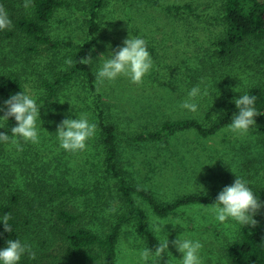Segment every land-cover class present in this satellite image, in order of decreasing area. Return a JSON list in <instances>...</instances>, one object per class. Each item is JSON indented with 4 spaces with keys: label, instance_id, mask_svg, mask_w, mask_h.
<instances>
[{
    "label": "rangeland",
    "instance_id": "rangeland-1",
    "mask_svg": "<svg viewBox=\"0 0 264 264\" xmlns=\"http://www.w3.org/2000/svg\"><path fill=\"white\" fill-rule=\"evenodd\" d=\"M63 1L66 4L55 11L48 24V42L30 44L25 36H17L5 40L0 49V75L18 73L25 93L37 102L51 97V86L70 71L80 46L89 39L91 0ZM3 3L10 17L32 10V3L25 9L24 0ZM172 5L191 7L178 16L166 9ZM222 13L223 0H108L91 51L95 73L104 59L99 58L101 54L123 46L129 35L147 41L154 67L141 85L121 77L102 86L95 83L96 92L84 76L76 74L53 100L41 105V119L37 120L40 143L20 139L22 150L11 143L1 149L0 205L19 195L20 240L31 244L36 253L35 259L25 255L20 264H48L59 257V228L66 229L58 220L60 209L79 214L81 222L99 234L108 232L127 211L118 180L105 172L97 105L105 121L115 124L121 137H128L157 130L166 121L197 118L211 125L243 89L264 83L263 47H244L234 59L219 57L215 43L225 30ZM30 46L36 47L35 51ZM69 59L71 65L65 63ZM197 84L208 90L207 96L196 100L198 111L180 108ZM80 114L95 123L97 131L86 151L73 154L59 147L57 126ZM119 145V165L128 181L150 189L161 202L220 192L233 184L236 175L247 180L253 190L264 188V141L257 128L243 136L223 129L203 138L191 130L176 134L166 144L136 145L120 140ZM135 199L148 214L149 227L151 218L159 216L140 196ZM109 208L116 210L108 212ZM159 218L184 226H164V234H156L160 240L167 235L171 242L185 232L203 244L200 254L204 264H233L227 248L243 227L235 221L219 222L208 205L199 204ZM143 248L149 246L138 222L126 223L118 245V264H144L139 256ZM168 252L169 264H179L182 254L171 243Z\"/></svg>",
    "mask_w": 264,
    "mask_h": 264
},
{
    "label": "trees",
    "instance_id": "trees-1",
    "mask_svg": "<svg viewBox=\"0 0 264 264\" xmlns=\"http://www.w3.org/2000/svg\"><path fill=\"white\" fill-rule=\"evenodd\" d=\"M3 2L4 0H0V5L4 6ZM31 3V11H20L18 15L10 17L13 22L11 30L0 31V49L5 40L17 36H25L30 44L38 45L49 41L47 37L48 24L55 11L66 3L63 0H31ZM107 3L108 0H91L88 9L89 39L80 46L70 71L59 76L56 83L51 86V99L37 102L38 106L41 107L44 102L53 100L61 87L71 81L76 74L84 76L90 89L96 92V73L93 64L84 65L79 60L91 54L100 31V14L107 7ZM185 7L190 8L191 6ZM185 7L172 5L166 9L171 14L180 16ZM222 23L225 27L224 33L215 43L220 58L234 59L244 47L255 45L259 49L264 48V0H223ZM35 49L36 47L30 46V50L35 51ZM262 52L264 53V50ZM21 91L25 92L24 81L18 73L10 71L0 75V106H4V101L11 95ZM243 91V94L247 93L257 98L255 107L260 115L255 118L256 126L253 128L258 129L264 141V83H255ZM98 100L101 101V94H98ZM97 108L102 143L106 153L105 172L118 180L119 188L128 208L111 229L104 234H99L84 225L79 214L68 209H60L58 220L63 221L66 225V229L59 228L62 250L59 257H56L54 261H49L48 264H118V245L123 226L135 220L138 222L149 248L154 250L160 239L149 230L147 226L148 214L138 205L135 195L148 202L157 216L170 217L187 205H210L215 202L219 194V192L190 194L178 197L171 202H161L150 189L128 181L119 165V141L136 145L144 142L166 144L176 134L191 130L203 138L215 136L226 128L227 124L231 122L233 114L237 112L234 102L230 103L211 125H205L197 118L166 121L157 130L139 132L128 137H121L116 125L105 121L101 106L97 105ZM2 115L3 112H0V116ZM16 123L14 117L9 118L7 122L0 121V132L7 133L11 137V128L16 126ZM7 144L0 142V151ZM253 191L264 203V188ZM19 204V195H13L8 203L0 205V217H3L5 213L11 216L9 220L10 233L4 230V225L0 222V249L6 246L8 239H20ZM255 219L258 221L255 227L243 226L238 239L228 245L227 255L233 264H264V209L260 210ZM169 262L168 250H165L162 256L156 259V264H169Z\"/></svg>",
    "mask_w": 264,
    "mask_h": 264
},
{
    "label": "clouds",
    "instance_id": "clouds-1",
    "mask_svg": "<svg viewBox=\"0 0 264 264\" xmlns=\"http://www.w3.org/2000/svg\"><path fill=\"white\" fill-rule=\"evenodd\" d=\"M25 9L31 6V0H24ZM13 22L3 5H0V31L11 30ZM94 51V50H93ZM104 59L96 72V83L102 86L105 82H115L118 78H127L131 83L141 85L144 78L149 75L154 67L153 58L148 50L147 41L140 36H131L123 40V46L110 50L108 55L101 54ZM81 64L89 65L93 63L91 54L79 60ZM72 64L69 59L65 62ZM234 91L239 92L238 88ZM208 95L207 87L201 88L200 84L193 86L187 93V98L180 103L179 107L193 113L198 111L197 98ZM256 96L241 94L234 99L237 112L233 114L231 122L227 124L225 131L239 136L249 134L250 130L256 126V117L260 115L256 109ZM64 103V102H60ZM0 121L7 122L14 117L16 126L11 128L10 137L7 133L0 132V142L11 143L19 150H22L19 140L25 143L39 144L40 132L37 127V120L41 119V107L38 106L34 97L24 91L11 95L4 106H0ZM97 125L87 118L86 115H77V118H65L57 126L56 137L59 147L69 153L84 152L88 149V142L96 135ZM18 138V139H17ZM235 174V172L232 170ZM236 175V174H235ZM264 209V203L257 197L249 182L237 176L233 184L225 186L218 194L214 203L208 205L216 220L225 222L235 221L241 226L255 227L258 221L255 216ZM115 208H109L108 212H115ZM10 214L5 213L0 217V222L4 225L6 232H11L9 220ZM172 224L165 223L159 217H152L149 222V230L160 235L164 234V226ZM173 226H184L177 222ZM176 248L182 254L179 264H204L201 257L203 244L199 239L189 238L185 232L171 242L166 235L157 244L155 249L143 248L139 252L140 259L144 264H155L156 259L161 257L165 250H169V245ZM27 255L29 259H35L36 253L32 245L22 242L20 239H8L6 246L0 249V264H20L22 258Z\"/></svg>",
    "mask_w": 264,
    "mask_h": 264
}]
</instances>
